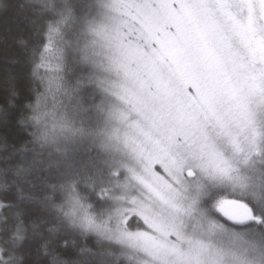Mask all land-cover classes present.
<instances>
[{
    "label": "snow or ice",
    "instance_id": "snow-or-ice-1",
    "mask_svg": "<svg viewBox=\"0 0 264 264\" xmlns=\"http://www.w3.org/2000/svg\"><path fill=\"white\" fill-rule=\"evenodd\" d=\"M0 21V264H264V0Z\"/></svg>",
    "mask_w": 264,
    "mask_h": 264
},
{
    "label": "trees",
    "instance_id": "trees-1",
    "mask_svg": "<svg viewBox=\"0 0 264 264\" xmlns=\"http://www.w3.org/2000/svg\"><path fill=\"white\" fill-rule=\"evenodd\" d=\"M9 2V0H0V6H3L5 4H7ZM4 26V22L0 21V28H2Z\"/></svg>",
    "mask_w": 264,
    "mask_h": 264
}]
</instances>
